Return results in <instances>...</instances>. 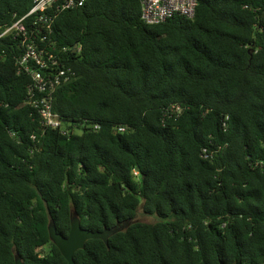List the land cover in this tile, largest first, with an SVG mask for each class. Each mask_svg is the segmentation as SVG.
I'll list each match as a JSON object with an SVG mask.
<instances>
[{"label": "trees", "instance_id": "obj_1", "mask_svg": "<svg viewBox=\"0 0 264 264\" xmlns=\"http://www.w3.org/2000/svg\"><path fill=\"white\" fill-rule=\"evenodd\" d=\"M32 2L0 0V23ZM52 27L56 49L79 46L59 127L25 102L21 50L0 58V264H66L47 225L67 236L72 210L93 231L131 221L74 264H264V0L157 24L139 0H85Z\"/></svg>", "mask_w": 264, "mask_h": 264}, {"label": "built area", "instance_id": "obj_2", "mask_svg": "<svg viewBox=\"0 0 264 264\" xmlns=\"http://www.w3.org/2000/svg\"><path fill=\"white\" fill-rule=\"evenodd\" d=\"M141 18L147 24H157L176 15L192 18L197 0H139ZM85 0H33L31 7L22 16L10 23H0V58L6 49L21 50L15 58L18 73L28 75L25 102L35 108L44 126L57 128L62 123L60 116L53 111V92L73 75L66 66L64 54L70 49L54 46L51 33L56 12L80 7ZM31 18L30 21H26ZM6 39V40H5ZM15 45V46H14ZM79 46L77 44L75 50ZM123 130V127L119 128ZM207 157L208 154L204 153Z\"/></svg>", "mask_w": 264, "mask_h": 264}, {"label": "water", "instance_id": "obj_3", "mask_svg": "<svg viewBox=\"0 0 264 264\" xmlns=\"http://www.w3.org/2000/svg\"><path fill=\"white\" fill-rule=\"evenodd\" d=\"M77 43L73 45L75 50ZM131 221L124 223H117L112 228H104L101 231H93L88 228H84L80 224V219L75 211L70 212V228L67 236L57 232L56 227L52 219L49 220L47 225L48 236L50 241L59 249L62 256L66 259V264H74L73 254L78 249L84 248L85 242L88 239H101L108 244V238L110 235L125 229L129 226ZM14 264H24L21 257L15 253ZM220 264H223L222 262Z\"/></svg>", "mask_w": 264, "mask_h": 264}, {"label": "rangeland", "instance_id": "obj_4", "mask_svg": "<svg viewBox=\"0 0 264 264\" xmlns=\"http://www.w3.org/2000/svg\"><path fill=\"white\" fill-rule=\"evenodd\" d=\"M77 131H79V130H77ZM154 217V216H153ZM153 217H151V216H147V215H145V214H143V213H141V212H138V215H137V219L138 220H141V221H146V222H150V221H154V218Z\"/></svg>", "mask_w": 264, "mask_h": 264}]
</instances>
